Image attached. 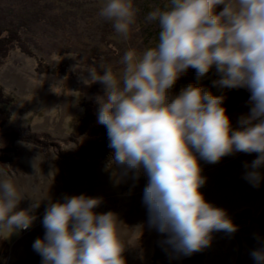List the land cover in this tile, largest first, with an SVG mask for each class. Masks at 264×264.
<instances>
[{
  "label": "clouds",
  "instance_id": "1",
  "mask_svg": "<svg viewBox=\"0 0 264 264\" xmlns=\"http://www.w3.org/2000/svg\"><path fill=\"white\" fill-rule=\"evenodd\" d=\"M149 7L138 23L137 0H102L98 15L121 40L129 41L141 24L158 32L143 49L128 47L115 69L101 60L81 79L104 89L95 98L96 122L112 150L103 170L117 187L131 181L135 188L147 178V227L174 257H188L208 248L214 233L238 230L226 210L205 199L201 161L254 154L242 163L241 178L254 188L264 183V0H162ZM190 69L199 79L215 76L211 87L221 93L246 90L247 111L234 120L225 95L197 84L174 94ZM31 166L35 174L36 158ZM25 199L31 204L21 208ZM44 201V236L32 244L41 264H126L118 215L97 212L101 198L87 194L40 201L0 179V234L29 229ZM255 238L259 246L249 255L264 264V242Z\"/></svg>",
  "mask_w": 264,
  "mask_h": 264
},
{
  "label": "rangeland",
  "instance_id": "2",
  "mask_svg": "<svg viewBox=\"0 0 264 264\" xmlns=\"http://www.w3.org/2000/svg\"><path fill=\"white\" fill-rule=\"evenodd\" d=\"M157 4L162 6V0H137L138 23L149 6ZM101 6L102 0H0V23L20 26L38 57L51 65H67L68 73L39 74L35 59L18 50L12 51L0 67V86L14 100L2 108L10 119L2 121L0 117V179L12 180L24 190L26 198L40 201H58L65 194L101 198L96 211L118 215L126 264H236L238 259V264H254L249 253L259 246L255 237L264 242V223H260L264 220V183L254 188L241 178L242 163L253 159L254 154L226 156L217 164L201 161L202 175L206 177L201 188L205 199L226 210L231 219L245 217L247 228L231 235L214 233L211 245L197 252L203 257H174L162 245L163 237L147 227L142 204L146 177H141L135 188L131 181L117 187L103 170L105 160L64 163L53 150H43L40 142L28 141V137H35L49 146L61 145L66 152L93 141L88 136L72 138L73 123L83 113L82 99L92 100L97 112L95 98L104 93L99 82L85 85L82 72L101 60L115 69L128 47L143 49L154 40L158 29L142 24L129 41L121 40L111 24L98 15ZM190 73L197 77L194 70L190 69ZM215 78L210 73L201 79L202 87L226 97L229 90L221 93L211 87ZM224 102L228 103L227 98ZM226 109L234 120L242 113L234 107ZM35 158L34 174L31 162ZM47 203L44 201L36 210L37 219L29 229L13 235L0 234V264H41L32 244L44 236L41 220ZM30 204L31 200L25 199L20 207L28 208Z\"/></svg>",
  "mask_w": 264,
  "mask_h": 264
},
{
  "label": "trees",
  "instance_id": "3",
  "mask_svg": "<svg viewBox=\"0 0 264 264\" xmlns=\"http://www.w3.org/2000/svg\"><path fill=\"white\" fill-rule=\"evenodd\" d=\"M220 9L218 8L217 11ZM20 51L31 58L35 59V71L39 74H50V75H67V65H51L42 57H38L35 50L32 48L30 43L28 42L27 38L23 35V30L18 25L14 24H6L0 23V67L3 66L10 58L12 51ZM188 84H197L202 86V80L196 76H193L190 73V70L184 74L177 82L175 87L173 88V93L178 94L180 89L187 86ZM2 86H0V117L3 120L7 121L9 118V113H4L2 110L3 106L12 103L14 100L10 99L5 92H3ZM248 92L244 89L239 90H229L227 93V102H224V106L226 108L234 107L236 111L243 112L247 111L245 107V102L248 99ZM81 106L83 113L75 120L73 123V131H72V138L74 137H81V136H88L94 138L93 141H90L85 146H79L75 150H71L69 152L61 150V145H50L48 142L39 141L38 138H29L28 141L33 143H39L43 145V150H53L56 152L57 156L64 162V163H73L78 164L81 163V160L88 159L93 161L98 160H107L111 154V149L107 146L108 140L106 135V129L104 126L99 125L96 122V107L92 100L82 99ZM2 106V107H1ZM2 111V112H1ZM96 139V140H95ZM249 219V218H248ZM264 223V220H261ZM263 234H264V226L262 227ZM236 232H239L237 230ZM157 251H159L157 249ZM197 256L199 253H194ZM236 264L240 263V259H238Z\"/></svg>",
  "mask_w": 264,
  "mask_h": 264
},
{
  "label": "water",
  "instance_id": "4",
  "mask_svg": "<svg viewBox=\"0 0 264 264\" xmlns=\"http://www.w3.org/2000/svg\"><path fill=\"white\" fill-rule=\"evenodd\" d=\"M233 223L237 225L238 229L243 230L247 228L248 223L245 217L232 219Z\"/></svg>",
  "mask_w": 264,
  "mask_h": 264
}]
</instances>
